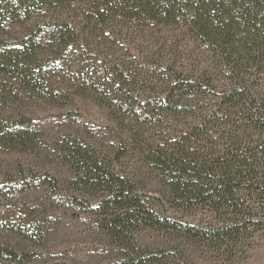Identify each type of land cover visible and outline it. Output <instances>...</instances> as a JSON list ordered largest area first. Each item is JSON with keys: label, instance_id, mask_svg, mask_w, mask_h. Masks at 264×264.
<instances>
[{"label": "trees", "instance_id": "16d2710c", "mask_svg": "<svg viewBox=\"0 0 264 264\" xmlns=\"http://www.w3.org/2000/svg\"><path fill=\"white\" fill-rule=\"evenodd\" d=\"M75 96L107 110L111 145L36 135L27 103ZM0 145L66 169L25 188L83 210L102 264L245 258L264 235V0H0ZM5 200L0 231L27 234Z\"/></svg>", "mask_w": 264, "mask_h": 264}, {"label": "rangeland", "instance_id": "374dc122", "mask_svg": "<svg viewBox=\"0 0 264 264\" xmlns=\"http://www.w3.org/2000/svg\"><path fill=\"white\" fill-rule=\"evenodd\" d=\"M28 26H11L9 32L17 38L26 34L29 28L32 30ZM27 108L26 116L33 130L45 142L68 136L88 138L101 146L111 145L114 141L107 110L92 100L75 96L70 105L65 106L29 101ZM5 149L0 145V208L6 209L4 203H10L5 199L15 200L17 209L27 212L20 220L27 234L0 231V245L12 247L19 256L31 254L32 258L22 264H102L98 254L109 248L108 243L107 246L101 243L93 222L83 210L69 206L67 201L65 206L55 209L54 204L48 201L49 195L44 187L25 188L28 181L33 185H44L49 179L64 180L69 177L66 169L56 164V159L50 154L36 157L17 149ZM125 163L128 167V160ZM33 225L41 229L33 232ZM34 233H37L36 241L32 237ZM255 238L243 259L222 263L199 256L197 264H264V235ZM0 264L19 263L3 257Z\"/></svg>", "mask_w": 264, "mask_h": 264}]
</instances>
